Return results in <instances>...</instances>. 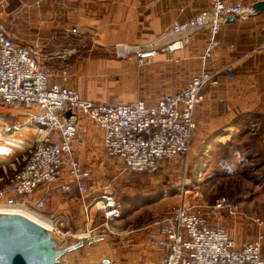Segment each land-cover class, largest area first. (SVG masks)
<instances>
[{"label": "crops", "instance_id": "0c3cea01", "mask_svg": "<svg viewBox=\"0 0 264 264\" xmlns=\"http://www.w3.org/2000/svg\"><path fill=\"white\" fill-rule=\"evenodd\" d=\"M45 1L40 8H54L49 1L44 4ZM223 1L254 7L264 0ZM9 2L0 0L2 26L13 17V12H7L6 8H34L29 0H18L14 7H9ZM210 5L211 0H57L58 19L50 20L48 17L38 21L32 18L33 29H38V38L27 42L19 39L18 43L32 50L38 46L43 48L44 63L52 72V84L61 85L59 70L71 66L73 73L65 87L75 91L81 99L94 103L131 104L143 100L153 105L164 95L177 94L203 70L215 73V86L205 90L204 102L194 111L196 130L190 149L182 158L173 159L171 166L158 170L157 177L162 179L169 173L177 176L173 166L180 161L191 164L198 156L219 154L238 138L242 140L253 135L261 124L264 119V11L225 23L217 37L218 45L205 65H202L199 56L206 46V30L194 34L182 51L174 54L160 52L145 66H139L131 55L117 57L106 51L116 45L137 47L154 43L174 24L183 23ZM47 13L50 12L41 10V14ZM72 29H76L77 34H73ZM17 115V119H13L15 124L0 115V137L9 136L16 140V136L22 139L32 136L31 143L22 148L26 150L37 141L38 136L33 123L22 113ZM65 116L72 118L74 115L66 112ZM79 128L82 143L77 149L76 159L83 172L89 174V178L79 184L88 186L89 191L94 192L101 186L111 187L108 180L119 169L131 174L104 156L103 132L98 127L81 119ZM10 129L13 130L11 135L6 132ZM243 131L249 134L243 135ZM263 136L264 133L260 137ZM195 162L193 172L200 168ZM14 173L15 170L9 177ZM9 177L0 176V188ZM66 184H72L73 193L64 195L61 192V186ZM137 185V188L143 187L140 182ZM76 186L70 176L63 174L53 183L39 186L34 194L36 200L44 201L43 215L47 219L61 218L64 230L76 231L82 225V204L75 191ZM129 194L132 195V192ZM115 199L121 218L111 225H117L125 243L117 241L113 244L111 241L113 261L110 264L158 262L163 252L150 244V231L143 229L162 217H156L157 211L150 207L159 205L164 199L145 204L138 201L122 203ZM178 206L174 202L171 210ZM248 209L249 206L244 209L246 214L253 213ZM96 222L99 223L98 220ZM220 226L228 231L237 245L250 243L262 234L260 253L264 258V221L257 224L241 217L231 220L223 215ZM129 231L132 233L129 234Z\"/></svg>", "mask_w": 264, "mask_h": 264}, {"label": "built area", "instance_id": "2783aa9c", "mask_svg": "<svg viewBox=\"0 0 264 264\" xmlns=\"http://www.w3.org/2000/svg\"><path fill=\"white\" fill-rule=\"evenodd\" d=\"M257 12L253 6L238 2L211 0L208 9L174 24L154 43L137 47L116 45L106 52L117 57L131 55L139 66H145L160 52L182 51L194 34L206 30V46L199 56L205 65L218 45L221 27ZM72 33L77 34V30L72 29ZM149 45L152 49L141 50ZM42 49L38 46L32 50L18 43L0 24V106L25 115L38 136L21 167L0 188V207L29 210L47 221V229L63 243L100 231L110 233L111 223L121 218L111 187L101 186L90 192L88 186L79 184L89 178L76 159L82 143L79 121L87 120L103 132L104 156L108 160L131 174L153 175L163 164L187 154L196 130L194 111L204 102L205 90L215 86L216 75L203 70L177 94L164 95L153 105L143 100L131 104L94 103L65 87L73 73L71 66L59 70L61 85L50 83L52 72L44 63ZM66 112L74 116L66 118ZM63 174L77 184L75 191L82 204V225L76 231L64 230L61 218L47 219L42 212L44 201L34 198L39 186L49 185ZM60 189L64 195L74 191L72 184ZM239 212L240 204L226 197L218 198L203 211L182 199L178 207L143 229L150 231V244L163 252L154 264H264L260 253L262 234L250 243L237 245L218 223L223 215L236 218ZM250 219L263 224L259 218Z\"/></svg>", "mask_w": 264, "mask_h": 264}, {"label": "rangeland", "instance_id": "374dc122", "mask_svg": "<svg viewBox=\"0 0 264 264\" xmlns=\"http://www.w3.org/2000/svg\"><path fill=\"white\" fill-rule=\"evenodd\" d=\"M42 1L29 0L30 5L34 8H6L7 12H13V17L4 23V28L11 38L25 42L37 39L38 29H33L32 18L38 21L40 19L45 20L48 17H50V20L58 19L56 15L57 8H55L57 7V0H46L44 3L46 4L49 1L54 8H40ZM17 2L18 0H10L9 7L16 6ZM42 9L48 10L50 13L41 14ZM18 112L13 108H0V115L3 114L4 118L10 119L12 123L15 122L13 119H17V116H19L17 115ZM260 127L261 124L257 126L254 132H257ZM0 128H2V125H0ZM11 131L13 132L11 129L6 132H10L11 135ZM35 133L37 134L36 131ZM31 137L22 139L20 136L18 138L16 136L14 137L16 140L11 139L9 136H6V138L0 137V176L9 177L13 170L21 167L28 151L33 149L38 141L37 139L29 148L23 150L22 148L31 143ZM240 138L220 151V157L216 153L210 157H207V155L204 157L198 156L194 158L195 160L191 164L185 161L175 164L173 167L177 171V176L169 173V176H163L161 179L157 177L159 172L153 175L128 174L119 169L120 171H117L108 180V184L111 185L114 196L122 203L138 201L145 204L163 198L162 203L150 207L155 208L157 211L158 215L156 217L166 215L174 207H171V205L174 202L176 206L179 205L182 199L188 200L192 206L203 211L205 207L213 204L218 198L226 197L230 201L240 204L239 215L236 218H230L231 220L241 217L245 221L254 222L250 218L255 217L264 221V136L257 140L252 139L251 136H245L242 140ZM236 146L238 147L237 152L233 148ZM225 152L229 157L227 160H222ZM193 162L200 166L197 172H193ZM171 164L172 161L163 164L160 170L163 167L171 166ZM138 182L142 183L143 187L137 188ZM129 192H132V195ZM248 206L250 207L248 210L253 213L246 214L244 212V209L247 210ZM44 223L47 225L44 226L48 228L49 224ZM218 223L220 224V218ZM109 228L111 233L106 231L109 242L86 243L79 251L63 256L57 264H96L101 261L107 253L112 252L110 249L112 248L110 246L111 241H113V244L117 241H124L125 243V237L119 234L117 225H111ZM91 237L92 235H88L79 238L86 240L85 238ZM79 238H71L65 244L71 246Z\"/></svg>", "mask_w": 264, "mask_h": 264}, {"label": "water", "instance_id": "95a60500", "mask_svg": "<svg viewBox=\"0 0 264 264\" xmlns=\"http://www.w3.org/2000/svg\"><path fill=\"white\" fill-rule=\"evenodd\" d=\"M254 8L258 12L264 11V1L256 3ZM150 49L152 45L141 48ZM85 239L79 238L75 244L68 246L29 218L12 212H0V264H57L63 256L79 251L86 243L109 242L106 231ZM112 261L113 252H109L96 264H110Z\"/></svg>", "mask_w": 264, "mask_h": 264}, {"label": "bare ground", "instance_id": "6f19581e", "mask_svg": "<svg viewBox=\"0 0 264 264\" xmlns=\"http://www.w3.org/2000/svg\"><path fill=\"white\" fill-rule=\"evenodd\" d=\"M0 210L1 212L2 211H7L9 210V212H12V213H15V214H19V215H23L27 218H29L30 220L34 221L35 223L39 224L40 226L42 227H45L47 225H45V220L43 221V219L41 220V218L39 219V217H37L36 215L32 214L29 210L23 208V207H12V208H1L0 207ZM7 209V210H6ZM11 210V211H10ZM29 213V214H28ZM47 222V221H46ZM48 223V222H47ZM49 224V223H48ZM45 225V226H44ZM47 228V227H45ZM49 228V227H48Z\"/></svg>", "mask_w": 264, "mask_h": 264}, {"label": "trees", "instance_id": "16d2710c", "mask_svg": "<svg viewBox=\"0 0 264 264\" xmlns=\"http://www.w3.org/2000/svg\"><path fill=\"white\" fill-rule=\"evenodd\" d=\"M264 133V119H262V121H261V127H260V129L257 131V132H255V133H253V135H250L251 136V138L252 139H259L260 138V136L262 135ZM243 135H247V134H249L248 133V131H243V133H242ZM232 147V146H231ZM234 148V150L237 152L238 151V147L236 146V147H233ZM264 153V152H263ZM229 156H228V154H227V152H225V153H223V158H222V160H227V158H228Z\"/></svg>", "mask_w": 264, "mask_h": 264}]
</instances>
